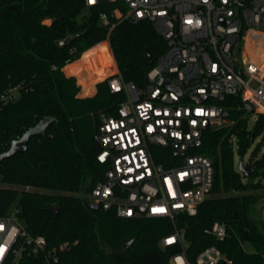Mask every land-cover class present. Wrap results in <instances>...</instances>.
<instances>
[{
  "label": "trees",
  "instance_id": "trees-1",
  "mask_svg": "<svg viewBox=\"0 0 264 264\" xmlns=\"http://www.w3.org/2000/svg\"><path fill=\"white\" fill-rule=\"evenodd\" d=\"M115 7L110 2L87 6L85 0H0V92L20 85L16 99L0 105V153L42 118L54 119L46 134L30 139L26 151L0 163V217L18 208L27 230L45 236L48 247L67 243L56 264H169L182 247L162 248L160 241L176 229L184 235L191 260L215 245L232 264H264V217L258 213L264 206V151L259 155L264 114L250 128L237 97L220 102L230 109L231 122L203 133L198 150L212 159L215 173L195 215L181 214L173 222L89 208L84 194L105 171L96 158V125L102 114L116 113L125 95L112 92L107 80L97 83L94 95L78 94H92L94 84L113 70L104 41H109L123 79L137 86L145 84L154 64L147 50L160 55L167 48L148 21L124 20L112 27ZM102 13L109 15L110 24L103 22ZM67 37L65 45L57 44ZM234 139L242 159L255 144L246 163L250 175L235 166ZM156 150L157 161L171 166L173 151ZM58 205L55 216L52 207ZM217 221L227 224L223 240L210 232ZM131 240L126 251L123 244ZM20 264L41 262L25 256Z\"/></svg>",
  "mask_w": 264,
  "mask_h": 264
},
{
  "label": "built area",
  "instance_id": "built-area-1",
  "mask_svg": "<svg viewBox=\"0 0 264 264\" xmlns=\"http://www.w3.org/2000/svg\"><path fill=\"white\" fill-rule=\"evenodd\" d=\"M105 2L116 4L112 27L124 20L148 21L167 48L157 55L145 84L137 86L123 79L109 41H104L113 70L100 81L107 80L110 90L125 98L115 114H102L96 125V158L105 171L84 194L88 206L119 217L173 222L181 214L195 215L215 173L212 159L198 150L203 133L231 122L230 109L220 102L237 97L245 116L247 111L264 114V0H85L93 7ZM102 20L111 23L107 13ZM19 89L15 85L0 92V105L16 99ZM220 94L222 100L216 97ZM197 95L205 99L198 101ZM156 148L184 153H174L172 165L165 166L157 161ZM18 213L16 208L0 217V264H20L25 256L56 264L69 245L48 247L46 237L32 235ZM210 232L223 240L227 224L217 221ZM170 245L182 249L170 256L169 264H232L215 245L189 259L180 229L161 239L162 248Z\"/></svg>",
  "mask_w": 264,
  "mask_h": 264
},
{
  "label": "water",
  "instance_id": "water-1",
  "mask_svg": "<svg viewBox=\"0 0 264 264\" xmlns=\"http://www.w3.org/2000/svg\"><path fill=\"white\" fill-rule=\"evenodd\" d=\"M4 14H7V11L3 12ZM70 40V37H67L63 40H60L57 42V44L59 46H63L65 45L68 41ZM148 53V59L150 62H154L157 55L152 53L151 51L147 50ZM81 85V84H80ZM216 97L219 100L223 99V95H216ZM195 99L198 101H203L205 99L204 95H197L195 96ZM54 122V119L51 117H45L42 118L36 125L30 127L29 129H27L22 136L12 140L10 147L8 149H6L5 151H3L2 153H0V163L6 159L9 158L13 155H15L16 153L19 152H24L27 150L28 148V144L29 141L32 137L34 136H40V135H44L47 132V129L49 128V126ZM175 154H183L184 152L182 150H174ZM238 170L243 172L246 175H250L251 170L250 168L243 162V159L241 158L238 164ZM61 207L58 206H54L52 207V211L54 212L55 216L58 214V212L60 211ZM133 240L123 244L124 249L127 251L130 246L132 245ZM224 263V262H223Z\"/></svg>",
  "mask_w": 264,
  "mask_h": 264
},
{
  "label": "rangeland",
  "instance_id": "rangeland-1",
  "mask_svg": "<svg viewBox=\"0 0 264 264\" xmlns=\"http://www.w3.org/2000/svg\"><path fill=\"white\" fill-rule=\"evenodd\" d=\"M79 80V79H78ZM78 83H79V81H78ZM93 94V93H92ZM92 94H89V95H86V94H82V90L79 92V95H81V96H90V95H92ZM246 116L248 117V126L251 128V127H253V125L255 124V122H256V120H257V115L254 113V112H249V111H247L246 112ZM259 141V139L256 141V142H258ZM254 146H255V144H254ZM254 146H253V148H254ZM234 159H235V166L236 167H238V164H239V161H240V159H241V156L238 154V152H237V146H236V139H234ZM252 148V149H253ZM252 149L249 151V153L243 158V162L246 164L247 163V161L249 160V157H250V154H251V151H252ZM264 151V145H263V147H262V149H261V151L259 152V155H261L262 154V152ZM258 213L261 215V216H263L264 217V206H262V207H259V209H258Z\"/></svg>",
  "mask_w": 264,
  "mask_h": 264
},
{
  "label": "crops",
  "instance_id": "crops-1",
  "mask_svg": "<svg viewBox=\"0 0 264 264\" xmlns=\"http://www.w3.org/2000/svg\"><path fill=\"white\" fill-rule=\"evenodd\" d=\"M78 60H81V59H77L76 61H78ZM74 62H75V61H74ZM72 63H73V62H72ZM69 64H70V63H69ZM69 64H67V65H69ZM67 65H66V66H67ZM66 66H65V67H66ZM65 67L63 68L64 71H65ZM65 73H66L68 76H72V75H73V76H76L77 79H78V76H77L76 74H68L66 71H65ZM98 82H100V80H98V81L94 84V92H93L92 95H94V94L96 93V91H97V86H96V85H97ZM78 95H79V94H78ZM79 96H81V95H79ZM82 97H83V96H82Z\"/></svg>",
  "mask_w": 264,
  "mask_h": 264
},
{
  "label": "snow or ice",
  "instance_id": "snow-or-ice-1",
  "mask_svg": "<svg viewBox=\"0 0 264 264\" xmlns=\"http://www.w3.org/2000/svg\"><path fill=\"white\" fill-rule=\"evenodd\" d=\"M90 2H94V0H90ZM160 211H163V209H160ZM3 248H0V252H3Z\"/></svg>",
  "mask_w": 264,
  "mask_h": 264
}]
</instances>
